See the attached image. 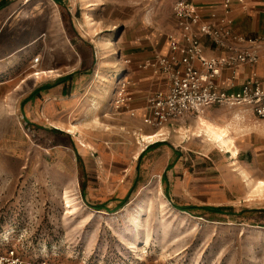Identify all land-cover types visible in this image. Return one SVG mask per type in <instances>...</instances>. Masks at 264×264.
Here are the masks:
<instances>
[{
	"label": "rangeland",
	"instance_id": "374dc122",
	"mask_svg": "<svg viewBox=\"0 0 264 264\" xmlns=\"http://www.w3.org/2000/svg\"><path fill=\"white\" fill-rule=\"evenodd\" d=\"M1 1L0 81L8 82L0 88V256L15 251L26 263L48 264H264L263 188L247 193L235 183L240 171L232 173L228 155L189 128L183 138L164 130L157 139L163 145L143 148L130 131L116 137L102 131L113 125L115 109L104 100L115 86L116 98L128 57L136 55L127 25L149 21L152 6ZM82 50L89 61L72 71L77 95L60 116L61 130L70 133L28 129L24 115L31 112L21 96L31 87L19 84L41 68L66 67ZM238 119L231 126L246 122L241 114ZM223 177L232 194L220 184ZM182 207L223 211L190 215ZM255 209L262 213L243 215Z\"/></svg>",
	"mask_w": 264,
	"mask_h": 264
},
{
	"label": "crops",
	"instance_id": "0c3cea01",
	"mask_svg": "<svg viewBox=\"0 0 264 264\" xmlns=\"http://www.w3.org/2000/svg\"><path fill=\"white\" fill-rule=\"evenodd\" d=\"M187 1L197 8L201 23L212 24L223 15V0ZM143 2L144 4L141 5L140 0H132L131 4L134 5L131 6L136 5L137 9L140 6L148 7L151 5L150 11L155 13L150 16L149 21L147 16L144 20L141 19L139 22L127 25L129 26L127 31L133 33L132 35L136 37L133 46L137 49L134 50L136 55L128 57V63L123 68V78L118 84V86L125 85L126 96L130 100L120 110L114 109V113L109 115L113 125H104L103 133H105L106 137H116V135L119 136L118 132L130 131L138 137V146H141L139 140L152 137L153 141L147 144L152 143V146L160 147L159 145L163 144L157 139L164 136V130L168 131V134L178 131L180 138H183L182 129L187 130L189 128L193 130L191 132L193 137L202 139L210 147L218 148L221 153L224 152L226 156L228 155L232 173L235 174L240 171V173L235 175V183L247 193L255 192L258 184L263 183L264 185V122L257 120L252 112L243 108L232 109L215 106L205 109L201 115L188 116L173 125L163 126L161 130L143 125V119L148 116L147 107L151 96L158 92H166L169 87L166 75L161 74L157 67H153L148 63L151 62L152 64L161 56H174L179 59V53L173 54L171 52V42L174 41L183 46L181 32L173 13V6L177 0H143ZM230 7L229 18L235 35L247 40L264 38V0H231ZM200 43H202L206 58H214L223 54L221 50L213 48L205 37H200ZM74 46L78 47V49H83L79 45L74 44ZM85 53L82 50L81 57H78V59L74 57L68 58L67 61L69 62H67L66 67H56L55 69L50 67L41 68L37 72L38 75L40 74L39 76L32 80L31 76H28L29 78L19 84V87L24 85L25 88L31 87L21 96L23 107L27 109V113L31 112L27 116L24 115V119L30 120L28 122L29 125L47 130H57L64 135L68 133V130L66 132L61 130L62 122L60 116L64 112L68 113L71 109L68 105L70 102L72 103V99L77 95L72 71L75 70V66L88 63L89 60ZM259 59L255 66H241L232 72L223 71L215 79L217 86L223 91L233 93L240 90L246 82L255 76L264 88V49L261 51ZM30 65L32 66V63ZM38 66L39 64L33 67ZM194 67L200 71L202 70L198 62L194 64ZM38 79L41 82H37ZM7 82L0 81V88H4ZM115 88L116 86L111 89L110 95L104 100V104L114 105L115 98L112 93ZM233 111L239 112L236 114ZM240 114L243 115V119L246 122L242 123V125L231 126L233 122L239 120ZM191 122H194V125ZM209 131L221 135L220 139L226 141L227 146L231 149L226 150L220 148L217 143L212 144V140L208 135ZM165 142L167 141L163 143ZM110 155L105 152L102 158L104 160L109 159ZM118 156L120 161H123V156L121 157L119 154ZM167 167V170L172 168L171 166ZM246 181H250V184L246 183ZM220 184L228 193H233L231 190L233 188L230 185L232 182H228L227 178H221ZM262 193H264V186Z\"/></svg>",
	"mask_w": 264,
	"mask_h": 264
},
{
	"label": "built area",
	"instance_id": "2783aa9c",
	"mask_svg": "<svg viewBox=\"0 0 264 264\" xmlns=\"http://www.w3.org/2000/svg\"><path fill=\"white\" fill-rule=\"evenodd\" d=\"M231 0H223V15L212 24L201 23L197 8L187 0H177L173 13L181 32L183 46L171 42L174 56H161L150 64L166 75L169 87L166 92L151 96L143 125L161 130L188 116L201 115L210 107L243 108L253 113L257 120L264 122V88L253 76L238 91L221 90L215 79L227 71H235L241 66H255L264 49L263 39H245L235 35L229 18ZM200 37H205L212 47L223 52L221 56L206 58ZM199 63L201 71L194 67ZM37 66L40 59L32 60ZM130 100L126 87L121 85L115 98V110H120ZM134 116L133 114H131ZM0 264H48L47 262L26 263L15 251L0 256Z\"/></svg>",
	"mask_w": 264,
	"mask_h": 264
},
{
	"label": "trees",
	"instance_id": "16d2710c",
	"mask_svg": "<svg viewBox=\"0 0 264 264\" xmlns=\"http://www.w3.org/2000/svg\"><path fill=\"white\" fill-rule=\"evenodd\" d=\"M57 5H60V1L59 0H53ZM5 7V3L3 2V1H1L0 2V10L1 9H3ZM27 128L28 129H30V130H32V131H35V130H42L41 128H36V127H34L33 125H27ZM47 131V133H49V134H52V135H64L62 132H59V131H57V130H46ZM149 149L150 148H147L146 149V152L147 151H149ZM146 152L139 158L140 160H141V158L146 154ZM76 161H77V164H78V166H79V168H80V171H81V173H82V175H83V177H85L84 175H85V172H84V167H83V164H82V160H81V158L80 157H78V156H76ZM85 191V183H83L82 182V186H81V192H84ZM83 194V193H82ZM126 203H124V204H120L119 206H118V208H117V211L119 210V209H121L124 205H125ZM93 210H95V211H98V212H101V211H105L104 210V206H94L93 208H92ZM179 211H185V212H187L188 214H190V215H192V213H193V211H195V210H202V211H205V212H207V213H212V214H216V215H218V214H221L222 213V211H223V208H214V207H200V208H195V207H182V208H179L178 209ZM258 213H262V212H259V211H256V210H253V211H251V212H245V213H243V215H247V216H253L254 214H258Z\"/></svg>",
	"mask_w": 264,
	"mask_h": 264
},
{
	"label": "bare ground",
	"instance_id": "6f19581e",
	"mask_svg": "<svg viewBox=\"0 0 264 264\" xmlns=\"http://www.w3.org/2000/svg\"><path fill=\"white\" fill-rule=\"evenodd\" d=\"M116 54H117V51L114 50L113 51V55H116ZM44 74H46V73H44ZM68 132L70 133V131H68ZM208 135H209V138L212 140V144H216L217 143L220 146V148H223V149H226V150H230L231 149V148H229V146H227V142L226 141H223L222 139H220L221 135L215 134L214 132H211V131L208 132ZM217 140H220V141L217 142ZM139 141L141 143L140 148H143L144 145H146L147 143L153 141V138L152 137L151 138H143V140H139ZM233 155H234V153H233ZM244 178H245V176H244ZM246 183L250 184V181H246ZM260 185H261V188H263V183H260Z\"/></svg>",
	"mask_w": 264,
	"mask_h": 264
}]
</instances>
